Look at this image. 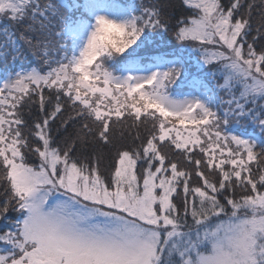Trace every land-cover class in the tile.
Here are the masks:
<instances>
[{
    "label": "snow or ice",
    "instance_id": "6c2138e0",
    "mask_svg": "<svg viewBox=\"0 0 264 264\" xmlns=\"http://www.w3.org/2000/svg\"><path fill=\"white\" fill-rule=\"evenodd\" d=\"M182 4L0 0L23 27L0 29V62L37 60L0 81V264H264V0ZM163 33L173 50L106 66ZM125 128L139 143L111 155Z\"/></svg>",
    "mask_w": 264,
    "mask_h": 264
},
{
    "label": "trees",
    "instance_id": "16d2710c",
    "mask_svg": "<svg viewBox=\"0 0 264 264\" xmlns=\"http://www.w3.org/2000/svg\"><path fill=\"white\" fill-rule=\"evenodd\" d=\"M112 1L119 2L126 7L131 5L134 8H138L140 4H148L149 3V0H112ZM41 2H43V0H41ZM74 2L83 3V0H67V1L64 0V1H61V3H64L66 5L74 3ZM163 3H165L168 6L166 8V11L172 16H179L181 14L190 15L192 13V9L184 7V5L182 4V0H163ZM68 12H69V15H73V16L78 15V12H76L75 10L69 9ZM26 23H27V21H26ZM4 27H5L4 25H1L0 28H4ZM36 27L38 29L39 25H36ZM9 29L11 31H15L17 34V37H18L19 35H18L17 31L23 30V27H22V29H20L18 27H17V29H15L13 27H9ZM37 36H38V32H36L34 37H37ZM150 41H151L150 43H146L143 47H141L139 49L136 48V45H133V46H131V48L126 49L125 53L122 54L124 56L126 55V57L120 58L119 60L118 59L107 60L109 65H110V68L113 70L116 68L118 69V68L122 67L125 62H127L129 60H133V59H140L141 62L146 63V62H148V60L151 56L158 55L161 52L173 50L175 48L176 44L178 43L177 41H175L173 39L171 33H163L161 35H152V36H150ZM18 42L21 44V47H23L25 49V52L27 53V48L23 44V42L19 41V40H18ZM69 52H70V49H69ZM59 55H60V53H57L55 55V57L58 58ZM184 55L188 61L187 67H188V72H189V79H192L193 77L198 78L199 76L193 75V71L199 72L201 75V79L204 80V82L208 85V87L212 88L213 91H218L217 89L214 88L215 81H213V79L210 75L209 66L204 65L202 62L196 66L197 60L193 59L194 54L190 53L189 50H187V49L185 50ZM36 64H37V60L35 58H33L30 54H28V58L24 62L17 61L15 64H9L7 67L0 65V81H2L5 78V76L8 72H14L21 67L29 68L31 66H35ZM188 87H190V86H189L187 81H185L183 83V85L178 81L176 84L172 85L171 89H176L179 91H186L188 89ZM45 91L47 94V90H45ZM218 94H221V91H219ZM24 111L27 114V111H28L27 108H25ZM36 115H38V109L35 106H33L32 114H31V116H28V119H31L33 116H36ZM127 123L131 124V121L129 120ZM230 130L235 131L237 133H240L242 135L247 134V135H250L253 137H255V135H259V129L255 128L251 125L246 126V127H241L239 125H231ZM134 131H135L134 129L125 128L122 136L119 133H117L115 141H114L115 146L110 147L106 151H109L111 153V155H115L117 148L123 149L125 147L135 146L136 144H138L139 141H134V139H133ZM257 150H259V149H257ZM1 221H2V219H0V222ZM7 226H8L7 222L4 225L0 226V232L5 231V228Z\"/></svg>",
    "mask_w": 264,
    "mask_h": 264
},
{
    "label": "rangeland",
    "instance_id": "374dc122",
    "mask_svg": "<svg viewBox=\"0 0 264 264\" xmlns=\"http://www.w3.org/2000/svg\"><path fill=\"white\" fill-rule=\"evenodd\" d=\"M61 1H64V0H56V2H58V3H61ZM66 1H67V0H66ZM118 4H119V3H118ZM121 6H123V5H121ZM124 7H125V6H124ZM27 22H30V21H27ZM1 25L8 26V27H13V28H15V29H17V27L20 28V29H22V26H20V25H13L12 22L8 19V17H7L6 15H3V14H0V27H1ZM0 29H3V28H0ZM54 30H58V29H54ZM21 31H23V30H19V31H17L18 35H19V33H20ZM35 34H36V33H28V35H32L33 37H34ZM39 35H40V33L38 32V36H39ZM34 38H35V37H34ZM2 42H3V35L0 34V43H2ZM138 43H139V41H138ZM25 46H26V45H25ZM26 48H27V47H26ZM189 52L194 54L193 59L196 60V54H195L194 52H191V51H189ZM56 54H57V53H54V56H55ZM122 54H123V53H122ZM122 54H117V56L114 57L113 59H118V60H119L120 58L126 57V55L124 56V55H122ZM187 55H188V54H187ZM111 60H112V59H111ZM113 61H114V60H113ZM105 64H106L107 67L110 68V65H109L108 61H106ZM195 64H196V63H195ZM195 64H194V65H195ZM199 64H200V63H199ZM199 64L197 63L196 66L199 65ZM0 65H1V66H4V64H3L2 62H0ZM126 74H127V73L125 72L124 75H126ZM193 75H197V76H199L198 78H201V75H200L199 72L193 71ZM192 95H193V94H192ZM219 96H220V97H223V98L226 97L225 93L222 92V91H221V94H219ZM226 98H227V97H226ZM239 134H240V133H239ZM244 136H249V135L244 134ZM13 216H14V214L10 213L8 219H11ZM6 222H7V224H8V220H7V219H2V221L0 222V226L4 225ZM7 227H8V226H7ZM7 227L5 228V230L7 229Z\"/></svg>",
    "mask_w": 264,
    "mask_h": 264
}]
</instances>
